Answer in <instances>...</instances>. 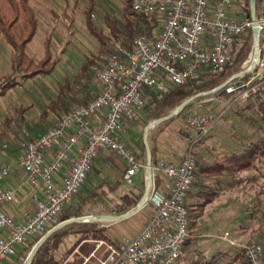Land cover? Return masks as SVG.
<instances>
[{
  "label": "built area",
  "instance_id": "built-area-1",
  "mask_svg": "<svg viewBox=\"0 0 264 264\" xmlns=\"http://www.w3.org/2000/svg\"><path fill=\"white\" fill-rule=\"evenodd\" d=\"M233 1L130 0L136 13L149 16L158 11L163 15L154 35L138 31L130 48L118 46L107 54L105 63L92 65L98 93L87 103H73L54 124L22 139L17 158L0 161V264H8L18 246L58 222L57 215L72 203L103 151L119 158L124 182H135L142 163L120 133L126 121L138 119L144 105L143 87L165 91L169 84L222 72L240 50V35L253 23L243 8L232 9ZM256 22L257 57L251 46L249 58L238 69L247 72L231 77L234 71L215 85V91L225 90L233 100L255 96L264 83V0H260ZM253 35L252 31V45ZM218 115L208 110L185 113L190 129L187 145L177 149L173 158L160 157L152 164V184L144 203L150 202L153 210L146 221L136 233L115 241L94 239L95 247L81 264H149L158 259L169 264L187 255L186 194L197 165L193 146L209 133ZM155 175L160 177L158 187ZM27 189L30 206L16 217L5 206ZM239 245L249 264H264L260 241Z\"/></svg>",
  "mask_w": 264,
  "mask_h": 264
},
{
  "label": "rangeland",
  "instance_id": "rangeland-1",
  "mask_svg": "<svg viewBox=\"0 0 264 264\" xmlns=\"http://www.w3.org/2000/svg\"><path fill=\"white\" fill-rule=\"evenodd\" d=\"M29 3L35 11L37 24L31 39L25 44L24 50L22 48L24 56L21 55L19 43L31 28L28 18L24 20L20 18L13 28L19 44L17 48L0 34V130L6 133L5 139L0 142V149L3 153H13L14 158L19 156L18 145L22 139L43 131L55 119L52 115L44 116L40 110L57 93L58 81L64 80L67 76L71 77V74L98 48V41L85 28L86 12L90 8L91 13L95 14V16L91 14L90 18L106 30L103 22L104 14L120 15L123 0H93L92 2L90 0H30ZM250 52L251 48L240 55L241 60L236 64L238 69L242 62L249 58ZM46 54L50 56L49 62L53 60L54 68L46 73L39 71L36 74L26 75V71L31 69V64ZM27 58L31 59L27 67H24ZM43 66L46 67L48 64L44 63ZM88 80L95 91L97 83L92 73ZM146 101L144 96V104ZM237 106L234 100L219 99L208 94L200 99H193L191 105L183 111L181 116H175L166 123H159L160 125L157 123L150 126L147 135L148 143L151 145V138H153L157 147L170 146L174 150L185 147L187 145L186 135L190 132L185 124V113L208 110L219 113V115L209 133L194 144L193 151L197 158L201 157L200 147L203 148V146L210 154L218 152L216 147L221 148V152H228L238 145L236 135L249 134L253 131L246 118L235 113ZM143 108L138 119L124 125L121 132V137L132 147L142 163L140 171L135 176V182L129 184L122 181L121 163L115 155L103 151L102 155L95 160L74 200L81 199L88 189L94 190L101 196V202L91 201L83 206L84 214L120 213L116 204L122 203L126 195L134 198L132 196L137 189L141 190L142 186L144 188L146 153L140 147L145 115ZM182 140L184 141L183 146L180 145ZM157 157L163 156L158 155ZM254 174H256L255 170L239 171L222 181V192L219 193V190H216L217 196L206 203L195 218L190 241V248L193 251L208 256L217 249L231 252L241 243L249 240L260 241L259 231L264 229V178L253 180L251 177ZM117 180L121 181L117 182ZM190 203L187 197V207L191 206ZM109 208L112 210L106 211ZM152 210V204L147 202L127 218L95 222L106 226L112 238H118L121 235L119 234L121 226L128 225L127 231H131L142 224ZM225 232H227L226 235ZM226 236L236 241L237 244L230 242ZM74 237V233H68L60 243V247H69ZM90 242L94 248V239ZM102 251L103 249H100L98 254ZM82 255L77 246L63 260V263L67 260H76V264H79V258ZM15 258L12 255L8 261L9 264H24V261L16 262Z\"/></svg>",
  "mask_w": 264,
  "mask_h": 264
},
{
  "label": "trees",
  "instance_id": "trees-1",
  "mask_svg": "<svg viewBox=\"0 0 264 264\" xmlns=\"http://www.w3.org/2000/svg\"><path fill=\"white\" fill-rule=\"evenodd\" d=\"M90 1L92 2L93 0ZM124 1V11L121 13V15L110 13L104 14L103 22L107 31L104 30V28L98 26L90 18V8L86 12L85 20L87 29L89 33L98 41L99 45L96 52L92 54L87 61L83 62L80 67L71 74V77L67 76L64 80L58 81L57 93L41 108L40 111L44 116H55V119L52 120L51 125L54 124L59 115L63 111L67 110L74 102L87 103L98 93V89L96 88L94 91V87L89 84L88 80L92 73V69L90 68L92 65H101L105 63L107 54L116 50L118 46L130 48L132 45L133 36L138 31L144 32L149 36H153L161 24L163 15L160 12L156 11L149 16H144L132 10L130 0ZM29 2L30 0H0V34H2L5 39L15 48H17L20 44L21 55L23 56L24 52L22 51V48L24 50L25 44L31 39L36 30L37 24L35 11ZM236 3L237 7L243 8L250 15L249 0H240L236 1ZM259 3L260 0H256V14L258 12ZM20 18H23V20L28 18L30 20L29 24H31V28L26 33V35L22 37L21 42L18 44L13 33V28L15 24L18 23ZM240 38V50L234 55L231 63L227 64L222 72L205 73L199 78L188 80L183 84H169L165 91L157 90L151 86H144L142 92L147 101L143 105L144 108L142 107L145 113L143 119V129L150 120L169 113L184 98L199 91L214 87L228 74L237 71L238 67H236V64L239 62V60H241L240 55L252 46L251 28H248L244 33H242ZM30 59L27 58L24 67H27ZM49 61L50 56L46 54L43 58L31 64V69L28 72L26 71V75L36 74L39 71L45 73L51 71L54 68V63H52L53 60H51V62ZM44 63L48 64V66H43ZM8 83H10V81ZM208 95L219 99L229 98L230 100H233L232 94L225 92V90H217ZM203 96H198L195 99H200ZM234 102H237L238 104L235 109V113L244 116L251 124L253 131L249 134L236 135L238 137V145L229 152L219 153V161H214L207 164L206 160L198 157L195 176L199 175L203 170H208L214 173H226L230 176L239 171L255 170L256 174H254L251 179L253 178L254 180L260 177L264 178V83L261 84L260 89L255 96L250 97L245 101L234 100ZM191 103L192 101L187 103L180 112L161 122L166 123L175 116H181L183 111L188 108ZM129 122L132 121H126L125 125ZM159 123L157 125H160ZM5 135L6 133L3 130H0V142L5 139ZM141 135L142 137L140 141V147L143 151H145L143 132ZM151 139V160L152 164H155L158 160L156 152L157 145L155 140L153 138ZM100 155H102V153L99 154L95 160H97ZM122 173L123 170L121 172V179L124 181ZM251 179L249 178V180ZM119 181L121 180H117V182ZM154 181L155 185L158 187L160 184L159 176L155 175ZM142 190L143 186L141 190L140 188L137 189V192L134 194L135 196H132L134 198H130L128 195L124 196L122 203L116 204L118 212L125 211L130 206L135 205L143 192ZM217 194L218 193L216 190L209 191L198 189L194 192L190 189L188 190L186 198L190 195L191 206L187 207L189 217V235L186 238L184 244L187 255L183 258L176 259L174 262L169 264H249L248 258L244 252V248L241 245L236 246V248L231 252L217 249L208 256L202 255L201 252L193 251V249L190 248L193 226L196 220L195 218L203 210L205 204L211 201L215 196H217ZM74 200L75 198L71 204L66 205L59 212L57 215L58 221L71 216L83 215L84 212L82 211V208L87 202H101L102 198L97 193H95L94 190L88 189L86 194L81 199L76 201ZM111 210L112 209L110 208L106 209V211ZM146 219L147 217L144 219L143 223L146 221ZM68 233H74L75 237L69 247L61 248L60 243L62 242L63 238L68 235ZM41 235L42 234L33 236L16 248V251L12 254L14 255V258L16 257V262L25 260L29 250ZM96 238H105L111 241L117 240V238H112V235L106 226L100 225L95 221L71 223L66 226H62L54 230L43 241V243L37 249L31 264H76V260H67L65 263H63V260L77 246L78 250L83 254L81 258H79V262L81 263L83 256L87 255L93 248V244L90 242V240ZM258 239L262 244L264 257V229L259 231ZM250 241L252 240L247 242ZM149 264L167 263H164L163 260L158 259Z\"/></svg>",
  "mask_w": 264,
  "mask_h": 264
},
{
  "label": "water",
  "instance_id": "water-1",
  "mask_svg": "<svg viewBox=\"0 0 264 264\" xmlns=\"http://www.w3.org/2000/svg\"><path fill=\"white\" fill-rule=\"evenodd\" d=\"M250 6V17L253 20L251 29L253 31V45H252V55L253 57H257L258 54V40H259V27L256 22V0H249ZM247 72L246 69H241L232 74L231 77L238 76L245 74ZM218 86H214L210 89L199 91L195 94H192L186 98H184L181 102H179L169 113L159 116L150 120L143 129V142L145 146V153H146V163H145V184L143 188V192L136 202L131 208L120 212V213H102V214H83L77 216H71L69 218L63 219L58 221L55 225H53L50 229H48L45 233H43L38 240L33 244L31 249L29 250L28 254L25 257L24 264H31V261L39 248V246L43 243V241L56 229L67 225L71 222H85V221H115L118 219L126 218L136 212L139 208L142 207L144 202L148 197V193L150 190V186L152 184V160H151V149L148 143V128L152 125H155L165 119L170 118L171 116L177 114L182 110V108L193 99L198 96H203L214 92Z\"/></svg>",
  "mask_w": 264,
  "mask_h": 264
},
{
  "label": "crops",
  "instance_id": "crops-1",
  "mask_svg": "<svg viewBox=\"0 0 264 264\" xmlns=\"http://www.w3.org/2000/svg\"><path fill=\"white\" fill-rule=\"evenodd\" d=\"M236 1H240V0H234L233 1L232 9L237 7ZM124 3H125V1L123 0V5H122V7L120 9V13H119L120 15L124 11ZM91 14L95 16L94 12H92ZM103 20H104V16H103ZM85 28L87 29L86 20H85ZM87 31H88V29H87ZM97 89L99 90L98 86H97ZM120 135H121V133H120ZM183 143H184V141L182 140L180 145L183 146L184 145ZM200 148H201V150H200L201 159L206 160L207 164H209L210 162L219 161L218 154L222 153L221 152V150H222L221 148L216 147V149L218 148L217 149L218 152L216 154H213V153L210 154L208 149L206 147H204V146H203V148L202 147H200ZM157 149H158L156 151L157 152V156L161 155V156H163L165 158H173L175 156V151L176 150H174L170 146L157 147ZM13 158H14L13 157V153H11V152H6V153L4 152L3 153L2 152L1 156H0V161L6 162V161H9L10 159H13ZM117 159L120 162L119 158H117ZM228 176L230 177V175H228L226 173H220V172L214 173V172H211V171H208V170H203V171H201V173L199 175L195 176L194 181H193V183H192V185L190 187V190L193 191V192L198 190V189H200V190H209V191H212V190H217L218 191L219 190V193H220L223 190L222 187H221L222 181L225 180L226 177H228ZM138 177H137V179H138ZM135 180H136V178H135ZM8 182H9V180L5 181L4 183L7 184ZM189 199H190V195H189ZM190 201H191V199H190ZM29 206H30V197H29V190L27 189L23 193H21L19 195V197L13 203L7 204L5 206V209L7 211H9L10 213L14 214L16 217H19V216H21L22 210L27 208V207H29ZM141 225L142 224H140L139 226H136L135 228L131 229V231H127L128 225L121 226L120 227L121 230L119 231V234H121V235L134 234L140 229Z\"/></svg>",
  "mask_w": 264,
  "mask_h": 264
}]
</instances>
